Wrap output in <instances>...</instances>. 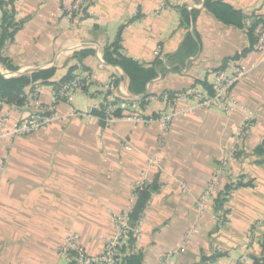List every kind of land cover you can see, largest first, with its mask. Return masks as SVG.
Here are the masks:
<instances>
[{"label":"crops","instance_id":"obj_1","mask_svg":"<svg viewBox=\"0 0 264 264\" xmlns=\"http://www.w3.org/2000/svg\"><path fill=\"white\" fill-rule=\"evenodd\" d=\"M0 1L18 26L0 46V74L54 69L56 82L77 66L90 78L71 102H57L55 122L0 139V264H70L62 247L72 233L98 256L141 182L158 188L142 216L135 264H159L193 227L199 233L170 264H264V153L257 151L264 142V46L256 49L253 40L264 26V0H223L242 14V25L219 18L207 0H89L84 15L70 21L61 9L70 0ZM122 57L155 75L131 85ZM230 61L257 63L232 89L237 107H196ZM110 82L118 100L139 99L135 112L145 117L193 109L175 115L164 134L157 121L106 126L89 112ZM37 85L39 99L51 104L54 84ZM26 91L31 101L34 88ZM168 92L188 97L171 107L163 98ZM246 116L253 124L240 137L219 195L201 203ZM237 181L243 185L234 187Z\"/></svg>","mask_w":264,"mask_h":264},{"label":"built area","instance_id":"obj_2","mask_svg":"<svg viewBox=\"0 0 264 264\" xmlns=\"http://www.w3.org/2000/svg\"><path fill=\"white\" fill-rule=\"evenodd\" d=\"M89 0H70L68 3L61 5L65 19L70 21L74 18L81 17L87 11ZM264 46V26L259 31L258 39L256 42V49L260 50ZM160 53V48L156 50V54ZM257 66V63H253L250 67H245L236 61H230L227 67L220 70L213 81V94L207 98L197 95L200 101L196 107L200 108H212L216 104H220L226 113L232 112L237 107V102L233 95L232 89L234 85L246 78L248 73ZM89 77L84 75L78 70H74L71 79L67 82L56 86H53L54 95L53 102L51 104L43 103L38 96L40 86L34 87V92L29 101L19 106L16 104H8L5 101L0 100V108H4V112L0 117V139L9 138L14 140L17 137L32 132L38 131L59 119L56 114L57 102L65 100L72 101L73 94L83 89L89 82ZM115 86L114 82H110L106 86V93L103 100L92 106L89 113L95 114L96 117L103 122L106 126H110L120 121L133 122V123H152L159 122L162 127L163 134L168 128L170 121L173 117L180 113H186L193 109V107H184L175 109L173 112L162 114L157 118L145 117L141 113L135 112V109L140 104L139 99H126L118 100L111 92ZM175 97V99H173ZM174 97H170L168 93L163 95V98L169 103L171 107L175 106L176 99L187 98L185 93H176ZM121 108L124 115L116 116L115 111ZM22 111L26 113L24 117L13 118L14 114H19ZM71 115V114H70ZM253 119L249 116L245 117L243 124L235 128V135L233 137V144L228 153L224 154L220 159L218 168L215 174L206 186L202 197L201 203H204L209 197H216L220 193L222 185V175L228 168L229 164L234 160L237 154L238 143L240 137L245 130H248L251 126ZM1 178V173H0ZM144 182L137 184L134 188V196L136 199L135 189L141 186ZM136 201V200H135ZM133 208V207H132ZM132 209L118 215L114 219V234L107 241L101 254L98 256H89L84 247L79 241V236L75 233L69 234L64 240L62 250L65 254L69 255V261L71 264H116V250L121 243L127 239L129 232L132 233L135 241L132 247V252L139 251L138 242L141 238L142 230V218L141 217L134 226L130 224V211ZM262 222L258 221L256 225L251 229L250 241L253 239V235L256 232L257 226ZM199 233L197 228H191L184 235L181 244L164 254L159 264H170V257L177 253H184L187 251L190 243L193 241L195 235Z\"/></svg>","mask_w":264,"mask_h":264},{"label":"trees","instance_id":"obj_3","mask_svg":"<svg viewBox=\"0 0 264 264\" xmlns=\"http://www.w3.org/2000/svg\"><path fill=\"white\" fill-rule=\"evenodd\" d=\"M1 6L2 2L0 1V46H2L7 39L12 40L18 30V26L14 20L15 15L13 13L1 10ZM207 6L222 20L236 25H242V14H240L239 11H235L223 0H217L215 2L207 0ZM257 39L258 36L256 35V38L253 39L254 43L257 42ZM120 64L127 71V74L131 80V85L140 84L142 86L147 80H150L155 75L153 69H144L137 62L129 58L122 57ZM76 68L77 66L71 67L67 75L60 81L56 82H52L50 80L55 73L54 69H44L33 72L30 76L22 74L14 77H7L3 74H0V100L5 101L8 104H16L21 106L27 101L28 98L26 91L27 87L31 86V88H34V85L37 82L39 84L53 83L54 85L59 86L71 79L72 73L74 70H76ZM168 93L172 95L171 97H173L176 92ZM115 115H124L123 110L118 108V110L115 111ZM263 146L264 142L260 147L257 148L259 153H264ZM242 185L243 184L241 182L237 181L233 186L239 187ZM157 188V184L144 182L141 186H138L135 189L136 201L132 210L130 211L131 226H134L136 222L143 216L147 203L150 200L151 192ZM134 241L135 239L132 233L129 232L127 239L117 247L116 264H135L136 255H138L140 251L136 253L132 252Z\"/></svg>","mask_w":264,"mask_h":264}]
</instances>
